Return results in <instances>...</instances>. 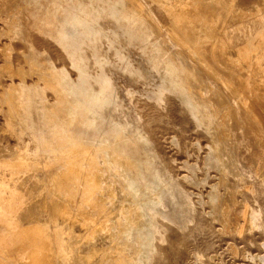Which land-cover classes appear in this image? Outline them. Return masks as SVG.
<instances>
[{"label":"bare ground","instance_id":"6f19581e","mask_svg":"<svg viewBox=\"0 0 264 264\" xmlns=\"http://www.w3.org/2000/svg\"><path fill=\"white\" fill-rule=\"evenodd\" d=\"M0 5L10 12L0 41L11 45L0 50V264H186L196 215L160 142L161 133L185 127V116L168 125L135 108L134 119L116 106L112 80L85 65L106 23L118 18L138 21L135 36L147 31L157 41L152 66L137 77L160 72L156 97L187 95L185 103L208 113L205 164L219 171L208 197L214 217L239 238L256 228L264 214V0ZM56 14L67 27L54 33L40 20ZM42 32L62 47L76 78L54 64L59 54L35 44ZM166 32L179 47L167 51ZM106 119L109 129L101 127ZM146 143L150 150H141ZM167 195L177 204L171 216L162 212Z\"/></svg>","mask_w":264,"mask_h":264},{"label":"rangeland","instance_id":"374dc122","mask_svg":"<svg viewBox=\"0 0 264 264\" xmlns=\"http://www.w3.org/2000/svg\"><path fill=\"white\" fill-rule=\"evenodd\" d=\"M9 14L10 12L0 5V28ZM163 21L165 20L163 19ZM46 22L52 24L54 33L64 31L63 29L67 27L61 22L59 14L42 19V22L40 20L41 24ZM141 27L138 21L128 23L124 18L108 21L97 40L100 50L89 55L85 65L90 75L93 76L97 71H100L101 77L106 76L112 80L116 106L122 107L134 119L137 108L140 111H146L153 121H164L168 125L171 117L175 118L176 114L181 117L185 116L183 117L185 127H182L183 123L176 124V129H169L166 133H161L160 142L164 146L170 170L174 174V178L179 180L196 215L187 227L188 236L186 237L190 247L185 255L186 264H264V214L262 212L257 214L256 228L239 238L222 229L214 217V209L208 202V197L217 187L219 179V171L214 167H207L205 164L212 142L210 133L204 130V125L209 120L208 113H198L192 105L185 103L186 100H189L187 95L174 96L163 91L161 96L156 97L160 91V72L156 73L154 77L152 75L137 77L143 73L142 65L147 68L152 66V57L155 55L152 48L157 43L153 35L148 37L144 35L149 33L147 31H142L139 38L136 37L135 35H138ZM98 28L99 24L95 23L92 31L98 30ZM166 34L167 51L179 47L168 32ZM8 43L9 41L6 39L1 40L0 50L10 47L11 45ZM35 44L59 54L58 57L52 58L54 64L58 68H65L71 78H76L78 70L65 56L62 47L48 34L40 33L35 38ZM14 48H18L20 53H25L21 45H15ZM86 50L90 49L86 48ZM20 63L25 65L23 61ZM193 65L199 68L197 63L193 62ZM164 99H166L165 103ZM112 107H108L110 108L108 110L110 111ZM124 121L125 119L122 118L121 122ZM198 121H200L199 124ZM109 125L111 123L109 124L108 119L101 123V127L106 129L110 128ZM71 127H74V124ZM178 129L181 132L184 131L188 139L186 143L181 140L182 133ZM10 141L12 142L14 139L11 137ZM145 145L146 147H144ZM145 145H140V149L150 150V143ZM151 169L153 173L161 172L160 164L157 162L152 164ZM134 174L136 175V173ZM137 179L141 184L144 183L141 177L137 176ZM164 204L162 212L171 216L177 208L176 200L167 195L164 198ZM249 204L258 211L254 203ZM204 242L208 244L204 245Z\"/></svg>","mask_w":264,"mask_h":264}]
</instances>
